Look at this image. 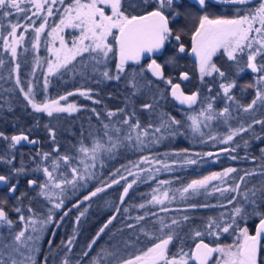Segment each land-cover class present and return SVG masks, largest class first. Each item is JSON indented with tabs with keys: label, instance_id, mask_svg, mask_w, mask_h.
<instances>
[{
	"label": "snow or ice",
	"instance_id": "obj_1",
	"mask_svg": "<svg viewBox=\"0 0 264 264\" xmlns=\"http://www.w3.org/2000/svg\"><path fill=\"white\" fill-rule=\"evenodd\" d=\"M257 3L258 6L253 4V0H71V3L65 4V0H0V28L7 22L6 34L0 32V41L3 51L10 57L9 63L14 65L8 78L15 74L14 82L34 113H44L51 118L54 114L71 115L78 111L75 104H60L67 96L38 103L31 81L26 89L20 86L18 48L24 45L25 34L32 31L31 47L38 51L48 17L53 16L54 12L60 13V16L59 23L48 32L53 42L48 52L53 59L46 61L44 90L50 83L48 77L58 74L61 79L72 74L96 84L114 82L122 85V106L115 109L105 107V119L101 118L100 112L92 109L98 126L90 123L88 129H82L78 137L74 141L69 140L66 146L59 142L56 128L47 123L43 127L50 141L48 150L41 147V139L31 136L33 128L21 129L11 135L0 131V141L5 144V150L0 153V164L8 166V173L0 174V185L5 186L8 197L16 201L13 211L17 214L15 219L11 218L2 206L7 199L0 200V264H38L37 255L41 256L40 264H73L70 254L75 243V230L70 238L54 244L56 229L72 208H79L84 201L91 200L121 181H125V185L119 201L124 204L130 189L140 179V172L150 173L141 182L156 178L151 175V168L141 169V164L158 163L164 170L172 171L168 163L145 155L137 162H130L131 167L121 166L127 176L135 177L133 180L128 181L127 176L117 168L111 175H119L118 179L101 181L83 200L64 210L57 219V212L64 209L70 195H75L95 179L96 170L103 169L106 160L115 159L123 150L142 151L149 145H159L165 139L184 134L183 122L162 111V102L169 96L194 111V106L201 105L195 114H187L190 122L187 128L194 136L201 138L200 143L207 142L203 139L204 129L213 122L223 123L228 131L224 135L209 136V139L227 145L219 152L189 153L188 149H183L166 152L165 157L184 156L183 164L195 165L198 161L192 157L203 159L219 157L221 153H234L240 147L239 142L232 146L235 137L248 132L254 135L244 140L245 148L250 147V140L264 144V135L255 133V125H260L264 132V118L257 117V112L264 117V0H257ZM224 6H236L233 9L236 15L232 18L217 15V9ZM45 12L47 15L41 16ZM33 17L41 20L39 26H36ZM181 19L193 22L190 31L181 24ZM21 20L25 23H21ZM67 28L79 33L70 44L61 35ZM185 35H190L191 54L196 58L200 83L212 95L201 98L199 90L186 94L182 88L181 82L190 80L189 73L179 66L181 54L187 51L183 43ZM56 40L59 47L54 46ZM27 50L24 49L25 52ZM218 53L226 57V68L217 66L213 61ZM145 60L150 62L142 63ZM113 61L114 71L110 67ZM5 63L6 60L0 57V68H4ZM35 63L39 66V58ZM169 68L172 71H166ZM249 71L253 74L250 81L241 85L239 79ZM208 77L214 78L210 84L205 79ZM0 79L4 77L0 76ZM213 88L218 90L213 93ZM235 89L242 93L251 90V100L241 103ZM5 91L10 92L11 89ZM78 91L80 96L91 99L94 104L101 103V100L93 98L94 89ZM73 94L69 92L67 95ZM109 98H112L111 94ZM217 98L225 102V106L219 110L213 106ZM231 105H235V109ZM5 111H14L7 101L0 104V118H4L2 114ZM241 112L248 114L250 122H240L243 119ZM142 117L146 118L144 123ZM233 119L239 126L230 123ZM34 127H40L39 118ZM24 144L34 146L35 155L29 153L33 165L31 169L23 160L19 167L15 163L16 152ZM259 152V156L243 157L256 166L243 169V174L238 178L231 174L241 170L227 167L202 179H194L175 189L171 195L170 189L160 188L170 181L160 180L147 204L133 206L139 209L147 205L160 206L161 212H169L172 209L166 206V202L170 204L175 201L177 194L181 200L187 201L195 196L219 192L225 202L190 204L188 208L219 207L226 208V212L209 216L202 225H196L190 223L194 217L187 214L163 218L158 217L156 212H144L133 217L128 214V207L121 209L117 206L114 209L116 214L111 215L99 228L75 264H85L84 258H87L86 264H264V147H260ZM228 158L237 159L235 155ZM258 160L260 163L256 164ZM132 168L137 171H132ZM29 171L40 175L29 177ZM156 171L159 172L160 168H156ZM21 176L29 177L26 179L27 189L18 192V178ZM252 177L258 179L252 181ZM229 179L233 183L229 184ZM213 181H219V184H212ZM241 185H244L243 190ZM233 193L235 195H231ZM41 200L44 210L38 211L33 207V202ZM86 211L85 208L79 212L77 223ZM121 211L125 214L124 224L112 231L109 226L117 220V214ZM149 215L158 218L150 220ZM249 220H255L254 231L247 226ZM49 228L52 231L51 238L47 240V252L41 253L40 241ZM106 234L108 239L98 244ZM225 234L233 237L232 243L220 242ZM145 239L150 241L147 246Z\"/></svg>",
	"mask_w": 264,
	"mask_h": 264
},
{
	"label": "rangeland",
	"instance_id": "obj_2",
	"mask_svg": "<svg viewBox=\"0 0 264 264\" xmlns=\"http://www.w3.org/2000/svg\"><path fill=\"white\" fill-rule=\"evenodd\" d=\"M129 2H132V0H129ZM68 3H71V0H65V4H68ZM56 7H60V5H57ZM129 11H132V10L129 9ZM46 15H47L46 12L45 13H41V16H46ZM59 16H60V13L54 12L53 16L48 17V25L45 28V33L41 35L40 46H39V50L38 51L33 50L32 47H31L32 37L34 36V33L32 31H29V32H27L25 34L26 35V40H25L23 46H25L26 43H28L27 44L28 49H29L28 51H33V52H35L36 55H39L40 54V49L44 48L46 50L47 60L53 59L52 55L48 52V48L53 46L52 38L50 36H48V32L51 31V27L52 26H55L56 24L59 23ZM8 19H13V18H8ZM33 20L36 21V26H39V24L41 23V20L37 19L36 17H33ZM22 23H25V21H23ZM5 26L7 27V22H5ZM185 26H186V30L188 31L189 29H192L193 22H188ZM21 31H22V29H21ZM0 32H4L6 34V31L4 30V28H0ZM61 35H63L65 37V40L70 44L72 39H73V37L74 36H78L79 33L75 29L67 28L61 33ZM0 46H1V50L3 51V43H2V41H0ZM54 46L55 47H59V41L58 40L55 41ZM20 48L21 47L18 48V51H19ZM217 66H219V64H217ZM44 68H45V74H46V68H47V63L46 62H44ZM4 69L7 72L6 67ZM193 72H194L196 78H195V80L193 82H191L190 87H192V88L200 87L201 88L200 92L202 94L201 98H203V96L212 95V94L207 92V88L205 87V85L200 83L198 71L194 70ZM247 73L242 74V77H245V75H247ZM3 75H6V74L0 72V76H3ZM76 76H78V75H76ZM78 78L81 79L80 76H78ZM205 79L210 84L211 81L214 78L208 77V78H205ZM217 90H218V88H213V93H215ZM234 92H235V90H234ZM73 93L74 94L70 95V97L76 96L83 103L86 102V103L91 104L92 108H93L94 105L96 107L98 106V104H94L91 99H85L83 96H80L79 95V91H75ZM248 94H250V92L248 90L243 92L241 94V97L238 98V100L240 102L243 101L242 99H244ZM70 97L67 96L66 100H61L60 104L61 105H65V106L67 104H69V103L75 104L77 106V108H78V111L72 113L71 115H69L67 113L54 114L53 117L59 116V115H65L66 117H72V116H76L77 114H79V112L82 109H86V108H83V106H81L76 99L74 101H71ZM50 101L51 100L46 99L44 102H50ZM162 103H163V107L166 108L164 106L165 102H162ZM213 106H214L215 109L219 110V109H222L225 106V102L223 100H221L220 98H217L214 101V105ZM194 107H196L195 111L194 110H190L187 113H183L181 115V119L180 120L185 125V127L182 128V132L184 133L183 135H178L176 137H171V138L165 139L159 145H149L148 148H145L142 151H133L131 149L123 150L115 159L106 160L105 167L103 169H99L98 168L96 170L97 171L96 178L93 179V180H90L88 182L87 186L84 187V188H81L80 190H78L75 193V195H70V197L65 202V207H66V204L71 203L80 194H82L85 191H88L89 189H91L92 186H94L95 184H99L101 181H103L104 178H105L104 177L105 170H106V168L108 169L111 165H113L115 163H118L119 161H122L123 165H128L129 167H131V163L130 162L139 161L141 159V157H143V156H140V154L142 152L148 151L150 149H152L153 151H155V150L157 151L158 148H161V147L169 148V147H172L175 143H177L179 141V142H185L187 147L186 148H184V147L183 148H171V149H169L168 151H165V152H160L159 151V152H153V153L147 155V156H149L150 159H154V160L163 161V162L168 163L171 166V168L173 169L172 171L164 170L160 166V164H158V163H154L152 165H144V164L140 165L141 169L146 168V167L147 168H151L152 169L151 175H154L156 178L155 179H148L147 182H141L144 178L149 177L150 173L149 172H140V179L137 180V183L132 188L134 193H136V194L134 195L133 198L131 196V198L129 199V201L130 200H132V201L130 202V204L128 206V208H129V213L128 214L134 217V216L142 214L144 212H148L149 214H151L152 212H156V213H158V217H163V218H167V217H171V216H182V215L187 214L189 216L191 215L192 217H194V220L191 221L190 223H195L196 225H202L204 220L201 221V224H199V222H198L199 221L198 211H204L205 215H207V218L209 216H218V214L220 212H226L227 211L226 208H219V207H216V208H211V207H209V208H197V209H194V210L188 208V205H190V204H197V205L205 204V203H207V204H218V203H221V202H225L223 200V197L221 196V194L219 192H214V193H212L210 195L195 196L192 199H189L187 201L181 200L180 197H179V194H177V198H176L175 201H173L170 204L166 202V206L168 208L172 209V211H169V212H161L160 211V206L147 205L144 209H139L138 207H133L134 205L138 206L140 203H146L147 204V201L151 197L152 190L158 186V182L160 180L170 181L169 184L161 185L160 188L162 190L163 189H170L171 190L170 191V195H171L175 191V189L182 188L184 185H186L187 183H190L194 179H199L200 177H204V175L206 174V172H205L206 170L205 169L210 164L208 162L211 161L210 157H204L203 159H201L200 157H192V158L196 159L198 161V163L195 164V165H185V164H183L184 156L176 157L174 155H168L167 157H165L164 154L166 152L167 153H174V152H177V151H181L183 149H188L189 153H191V152H213V151L216 150V148L220 149V148H223V147L227 146V145L219 144L217 141H213V140L209 139L210 135L220 136V135H224V134L227 133V131H228L227 126L223 125V123H221V122H213L209 128L204 129L205 135H204L203 139L207 141L206 143H200V139L201 138L199 136H194V134L191 133L190 129L187 128V124L190 123L188 121V119H187V114H195V112L199 111L201 105L198 104V105H196ZM231 107L233 109H235L236 106L235 105H231ZM92 108L88 107V109H90L89 111H91ZM164 108H162V111L166 112ZM41 114L46 115L44 113H41ZM259 114L260 113L257 112V117L264 118V117H260L261 115L259 116ZM234 115H235V112H234ZM240 116L243 117V119L240 121L241 123L247 124L248 122H250L248 114H245V113L241 112ZM53 117H51V118H53ZM101 118L105 119L104 115H101ZM48 119H50V117H48ZM89 119L92 120V122H90L92 125H97L98 126V121L96 120V115H95L94 112H93V115L91 116V118H89ZM144 122L145 121L142 120V123H144ZM90 123L86 124L87 128H85V129L89 128ZM230 123L233 126H239L235 119L230 121ZM53 124L54 125L57 124L58 129L60 130V132L64 133V135L69 133L70 136L74 137V140L77 138V136H75L76 135L75 134L76 133L75 130H76V126L77 125L80 127V123H75V122L73 123L71 121L67 122L65 119L64 120L58 119V120H53ZM80 129H81V127H80ZM81 130H80V132H81ZM255 133L256 134H260V135H264V133L261 131V126L260 125H255ZM77 135H79V133H77ZM253 135L254 134L251 133V132L243 133L241 136L235 137L233 142L234 143L243 142V140L249 139ZM58 140L60 142V138H58ZM252 141H255V140H252ZM47 142L50 144V141L47 140ZM255 142L256 143H260L259 141H255ZM62 143L65 146L67 145V143H65V141L63 139H62ZM214 145H217V146H214ZM188 147H190V148H188ZM201 147H204L203 150H201ZM205 147H207V148L205 149ZM136 154H138L139 156L135 160L134 156ZM185 155H187V154H185ZM177 160H179L180 163H176ZM213 161H215V160H213ZM213 161H211V163ZM156 168H160V171L157 172ZM238 170H240V169H238ZM132 171L135 172V171H137V169L136 168H132ZM241 171H238L237 173H232L231 176L238 178L239 175L243 174ZM189 172L195 174L193 176V178H189V175H188ZM41 178H42V176H41ZM134 178L135 177H133V176H129L128 181H131ZM187 178H189L188 181H186ZM257 179H258L257 177H252L251 178L252 181H256ZM179 181H181V182L186 181V182H183V184H181ZM228 183L231 184V183H233V181L231 179H229ZM212 184H219V182L216 183L215 181H213ZM121 185L124 186L125 182L121 183ZM144 186H148L149 189L146 190L147 188H143ZM224 186L227 187L228 185H224ZM209 188H211V184L209 185ZM243 188H244V185H241V190H243ZM132 189H130V191ZM138 195H139V197H138ZM225 195H229V194L226 193ZM231 195H235V194L233 193ZM104 199L105 200L102 201V203H103L102 204L103 206L101 207L102 211L104 209H107V208L110 209V207H112V205L110 206L109 204L112 202V200L114 198H113V196H107V197L105 196ZM42 204L43 203H37V205L40 207L39 208L40 211L44 210L41 207ZM185 209H187V211H185ZM206 210H208V211H206ZM211 211L212 212H217V214L215 215V214L211 213ZM158 217L149 215L148 219L156 220ZM128 222L131 223V222H134V221H128ZM47 236H48V230L44 234L43 239L40 241L41 250H42L43 242L46 240ZM232 239H233V237L227 236L225 234V236L221 238L220 242L224 243V244H230V243H232ZM149 244H150V241H147L145 239V245L147 246ZM38 257H39V255H37V260H38Z\"/></svg>",
	"mask_w": 264,
	"mask_h": 264
},
{
	"label": "trees",
	"instance_id": "obj_3",
	"mask_svg": "<svg viewBox=\"0 0 264 264\" xmlns=\"http://www.w3.org/2000/svg\"><path fill=\"white\" fill-rule=\"evenodd\" d=\"M22 22H23V20H21V23ZM3 28L5 31L7 30V27L5 25ZM27 44L28 43H26V45L21 47L18 51L19 56H18L17 62L21 66L20 67V78H21V85L20 86L24 87L26 89L27 87H29L28 82L31 81V86L34 88L36 102L41 103V102H44L46 99H49V100L59 99L60 96H68L67 94L69 92H75V91H78L80 89L91 88V89L95 90L93 92V98L101 100V104L106 103L108 105V107L111 109H115L117 107L122 106L121 95H120L122 85H116L114 82L113 83H105V84H96L92 80L85 81V80L78 78V76H73L72 74H68L61 79L59 77V74H58L56 76L48 77V79L50 80V83L48 85L47 90L45 91L44 87H43V81H44V77L46 75L45 74V68H44V62H46V60H47L46 50L44 48H41L40 54L36 55L35 52L28 51L29 49H28ZM25 48L28 49L26 52L24 51ZM0 57L4 58L6 60L4 68L6 67V69H7V72H6L4 68H0V72L6 74V75H3L4 79H0V104H4L5 101H7V103L10 104L11 107L14 109L13 112L5 111L2 114L4 118H0V131H4L6 134L11 135V134L19 132L21 129L33 128L31 136L41 139V141H42L41 147L44 150H48L49 149V143L47 142L46 132H45L44 127H43L44 124L47 123V124H50L51 126H54L56 128L58 138H60V143H62V139L65 141V143H68L69 140L74 141V137L70 136L69 133L64 135V133L60 132L57 124L56 125L53 124V120H58V119L64 120L65 119L67 122L71 121L73 123L74 122L80 123L81 129L87 128L86 124L92 122V120L89 119L90 118V111H89L90 109H88V107L92 108V105L89 103H86V102L83 103L76 96H72V97L69 96L70 100L74 101L76 99L79 102V104L81 106H83V108H86V109H82L79 112V114H77L76 116L66 117L65 115H59V116H55L53 118L48 119V117L46 115H43L41 113H34L31 109V107L27 105V102L23 98V94L19 91V87H17L15 82H14L15 81V74H12L11 79L8 78L9 73H10V69L12 67H14V65L9 63L10 57H9L8 53H5L1 50V46H0ZM36 58H39V60H40L39 66H37L35 63ZM114 64H115V61H113L112 64L110 65V67L112 68L113 71H114ZM179 66H180V69L188 72L190 75V80H189L188 84H186L184 86L185 90L187 92H193V91H197V90L200 91V89H201L200 87H196V88L190 87L191 82H193L196 77H195V74L193 72L194 69H193L192 65L189 63V61H187L185 57L181 56V59L179 60ZM166 71H172V69L169 68ZM247 81H248L247 78L239 79V83H242V82L246 83ZM5 89H11V91L8 92V91H5ZM96 93H99V95L97 96ZM235 93H236L237 99L241 97L242 92L239 91V89H235ZM109 94H111L112 98H109ZM251 98H252V95L250 93L244 99H242L243 103L250 101ZM164 102H165L164 106L166 108H164V107L163 108L165 109V111L167 113L171 114L172 116H175L177 119H181V115L183 114L182 112H184V111L179 110L175 106V104L170 100L169 97ZM37 118H39V121H40V127L39 128L34 127L36 124ZM145 119L146 118L142 117L143 121H145ZM13 125H15V127H13ZM80 127L78 125L76 126V130H75L76 135L75 136H77V137H78L77 133H80V130H81ZM235 144L236 143L233 142L232 146H234ZM239 144H240V147H238L234 153H221L219 155V157H215V156L210 157L211 161H213L215 159H217V160L213 161L212 163H211V161L208 162L210 164L205 169L206 174L208 175L214 171H220V170L223 171L227 167H235V168L240 169V170L255 167L256 165L251 163L250 159L245 160V159H243V157H245L246 155L249 157H251L253 155L259 156L258 154H254L252 152V147L255 145H258V143L250 140V147L249 148L244 147V140H243V142H239ZM0 145L5 146L4 142H2V141H0ZM214 146H217V145H214ZM183 147L184 148L187 147L185 142H179L178 141L172 147H169V148L161 147V148H158L157 151L156 150L153 151L152 149H150L148 151L142 152L140 154V156L149 155L153 152H159V151L165 152L171 148H183ZM188 148H190V147H188ZM203 148L204 147H201V150H203ZM206 148L207 147H205V149ZM220 149L216 148V150L214 152H218ZM17 154H18V152H16V155ZM230 155H235L237 157V159L236 160L229 159L228 157ZM19 156H20V159H22V155L20 154ZM138 156H139L138 154H136L134 156L135 160L138 158ZM258 163H260L259 160L256 162V164H258ZM122 165H123L122 161H119L118 163L111 165L108 169L106 168L104 174L108 178L109 177L110 178H118L119 175H117L116 177H113L111 175V173L114 172L117 168H120L121 173H123L124 175L127 176V172L121 167ZM188 175H189V178H193V176L195 174L189 172ZM127 178L129 179V176H127ZM189 178H187L186 181H188ZM93 187H95V186H92L91 188H93ZM143 188H147L146 190L149 189L148 186H144ZM106 194L110 195V196L112 195L113 198L116 199L117 194H119V186L111 188ZM129 194H130V197H128V200H127V207L129 206L130 202L132 201V200L129 201V199L131 198V196L133 198L136 193H134V191L132 189L129 192ZM206 211H208V210H206ZM213 214H214V212H213ZM109 215H111V214H109ZM121 224L123 225V223H121ZM114 225H117V224L115 223Z\"/></svg>",
	"mask_w": 264,
	"mask_h": 264
},
{
	"label": "flooded vegetation",
	"instance_id": "obj_4",
	"mask_svg": "<svg viewBox=\"0 0 264 264\" xmlns=\"http://www.w3.org/2000/svg\"><path fill=\"white\" fill-rule=\"evenodd\" d=\"M253 4L258 6L257 0H253ZM234 7H236V6H224L223 8H218L216 14L217 15H223L227 18H232L236 15L235 11L233 10ZM240 7L244 8L245 6H240ZM187 23H188V21H184L183 19H181V24L186 25ZM190 30L191 29H189L188 31H190ZM183 43L185 44L187 51L185 54H181V56L185 57L186 60L189 61V63L192 65V67L195 71H198L197 64L188 57V53L191 50L190 35L184 36ZM213 60L215 63L219 64L220 67H222V68L227 67L226 58L223 57L221 54L218 53L217 56L213 57ZM147 62H150V61L145 60L142 63L146 64ZM228 63H230V62H228ZM252 75L253 74H251L249 71L247 73V75H245V77H242L241 79L247 78L248 81L246 83H248L250 81ZM188 82L189 81H187L186 84H188ZM246 83L242 82L241 85L246 84ZM248 91L251 93V95H253L251 90H248ZM241 103H243V101ZM105 107L109 108L106 103H103V104L100 103V104H98L97 107L94 105L92 109H96L98 112L101 113V115H103V110L105 109ZM177 108L181 111H184L182 113H187L188 111L193 110V109H183V108H179V107H177ZM194 108L196 109V107H194ZM109 109H111V108H109ZM92 115H93V111L91 110L90 111V118ZM259 116H260V114H259ZM260 117H262V116H260ZM260 147H264V145L258 143V145L253 146L252 152L254 154L260 155V152H259ZM4 150H5V146L0 145V153H3ZM17 152H18V154L16 155V161H15L16 166L19 167L21 160H23L25 165L29 169H31L33 167V165H32L29 153L31 152L32 155H35L34 146L28 145L26 147H20ZM20 154L22 155V159H20V156H19ZM215 160H217V159H215ZM220 171H214V172H220ZM7 173H8V166L4 165V164H0V174H7ZM36 175H40V174H34L31 171H29V177L36 176ZM204 176H207V174H205ZM29 177L21 176L18 178L19 179L18 192H23L27 189L26 179ZM104 177L105 178L103 181H110L111 179H113L110 177L108 178L105 174H104ZM118 178H116V179H118ZM201 178H203V177H200L199 179H201ZM15 179L16 178H14L13 182H15ZM124 182L125 181H121V183H124ZM179 182L181 184H183V182H185V181H183V182L179 181ZM215 182L217 183L219 181H215ZM121 183L117 184V185H113V187L119 186V194H117L116 199H113L112 202L109 204L110 206L112 205V207H110V209L107 208L108 210L104 209L102 211V209H101V207L103 206L102 201L105 200L104 199L105 196L106 197L110 196V195H107L106 193L113 187L106 189L105 192L99 193L96 197H93L91 200H88V201L81 203L79 208H72V205L74 203L81 201L85 195H88L92 190L95 189V187L99 186L100 185V183H99V184H95L94 185L95 187H93V188L89 189L88 191L80 194L71 203L66 204V207L63 210H60V212H57V219H58L64 210H66L67 208H72V210H71V212H69L68 216L64 218V221L61 223L60 227L58 229H56V236L54 238V244H59L61 240H67L68 238H70L73 235L74 230H75V243H74V246L72 249V253L70 254V259L73 261V264H75V261L79 258V254L85 248L87 243L96 235L99 228L107 221V219L111 215L116 214L114 212L115 207L119 206L121 209H123L124 207H127V200H128V197H130V194L128 197L125 198L124 204H120V201H119V197L122 194V190H123V187H122L123 185H121ZM31 195H34V193H31ZM138 197H139V195H138ZM2 199H7V203L2 205V206L5 207V210L9 213L10 217L15 219L17 214L13 211V205L16 203V201L12 198H9L5 186L0 185V200H2ZM27 203H28V201L25 200V204H27ZM37 203H43V201L41 200L39 202H35V201L33 202V207H35L38 211H40L39 210L40 207L37 205ZM85 208L87 209V211L85 212L84 216L80 217L79 223H77L76 222L77 215L79 214L80 211H83ZM211 213H213V212L211 211ZM25 214L27 215L26 209H25ZM109 214H111V215H109ZM214 214L216 215L217 212H214ZM124 216H125V214L123 213V211H121V213L117 214V220L113 221V224L109 226V229H111L112 231H116L118 228L122 227L123 225L121 223L124 224ZM198 217H199L198 222H199V224H201V221L206 220L207 215H205L204 211H198ZM115 223L117 225H114ZM247 226L249 227L250 231H254L255 220H249ZM17 227H19V225H17ZM51 231H52V228H49L48 229V236H47L46 240L43 242L41 253L47 252V240L49 238H51L50 237ZM107 232H108V230H106V233ZM107 239H108V236L106 234V235L102 236L101 239L97 243L103 244L104 241H106ZM232 242H233V239H232ZM95 250H96V246H94V251ZM37 261H38V264H40V262H41V256L40 255H39ZM84 261L86 264L87 258H84Z\"/></svg>",
	"mask_w": 264,
	"mask_h": 264
},
{
	"label": "water",
	"instance_id": "obj_5",
	"mask_svg": "<svg viewBox=\"0 0 264 264\" xmlns=\"http://www.w3.org/2000/svg\"><path fill=\"white\" fill-rule=\"evenodd\" d=\"M188 57L192 60V61H194L195 63H196V58H195V56L194 55H192L191 54V50L189 51V53H188ZM187 81H184V82H181V84H182V88H183V84L184 83H186ZM183 90H184V88H183ZM185 91V90H184ZM185 93L186 94H191V93H187L186 91H185ZM170 97V96H169ZM170 99H171V97H170ZM171 101H173L179 108H183V109H188L187 108V106H185V105H180L177 101H174V100H172L171 99ZM26 146H28V144H24L23 146H21V147H26ZM220 151V150H219ZM218 151V152H219ZM83 200V199H82ZM85 202V201H84Z\"/></svg>",
	"mask_w": 264,
	"mask_h": 264
}]
</instances>
